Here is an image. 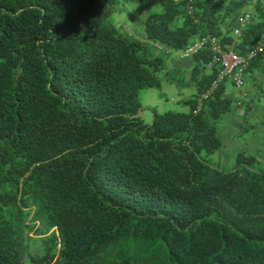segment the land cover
Listing matches in <instances>:
<instances>
[{
    "label": "trees",
    "instance_id": "obj_1",
    "mask_svg": "<svg viewBox=\"0 0 264 264\" xmlns=\"http://www.w3.org/2000/svg\"><path fill=\"white\" fill-rule=\"evenodd\" d=\"M119 3L0 0V264H264L259 158L209 161L216 121L238 107L222 84L198 109L219 72L211 50L192 56L188 111L147 121L140 96L173 75L158 50L202 35L253 50L264 0H138L144 40L113 22Z\"/></svg>",
    "mask_w": 264,
    "mask_h": 264
},
{
    "label": "rangeland",
    "instance_id": "obj_2",
    "mask_svg": "<svg viewBox=\"0 0 264 264\" xmlns=\"http://www.w3.org/2000/svg\"><path fill=\"white\" fill-rule=\"evenodd\" d=\"M137 3L138 0H120L117 13L113 15L112 20L120 30L139 38L146 36V32L145 17L136 10ZM249 11L248 9L243 12ZM158 53L166 57L165 51L158 50ZM253 73H255L253 74L255 84L247 82L245 86H249L251 92L252 87H256L255 92L249 93L247 98L243 97L248 103L251 99L250 109L242 104V107H235L216 121L218 134L223 141L222 147L209 156L210 163L216 167L225 170L233 169L239 152H245L255 154L260 160V167L264 168V71L257 70ZM189 76V70L176 66L172 76H165L162 73L161 87L142 90L140 96L144 108L143 117L147 121L152 119L150 108H157L161 112L188 111L190 106L184 100L191 98L194 93ZM233 90L235 89L229 87L227 92L230 93ZM236 91L235 93L242 97L243 94ZM38 245L37 242L34 247Z\"/></svg>",
    "mask_w": 264,
    "mask_h": 264
},
{
    "label": "built area",
    "instance_id": "obj_3",
    "mask_svg": "<svg viewBox=\"0 0 264 264\" xmlns=\"http://www.w3.org/2000/svg\"><path fill=\"white\" fill-rule=\"evenodd\" d=\"M250 18V13L242 12L239 20L243 25H246ZM236 33L239 34L240 31L236 30ZM154 45L159 48L162 47L159 43H154ZM263 47L264 33L255 48L244 55L238 53L233 47L226 48L223 43L215 37L202 35L194 40L186 50H183L185 56H193L204 48H209L212 52V58L208 63V68L211 69L216 65L219 67V72L212 81L211 86L202 94L198 109L201 108L202 102L209 98L211 94L227 80H231L236 87L241 89L245 83L247 69ZM244 95H246L245 92Z\"/></svg>",
    "mask_w": 264,
    "mask_h": 264
},
{
    "label": "crops",
    "instance_id": "obj_4",
    "mask_svg": "<svg viewBox=\"0 0 264 264\" xmlns=\"http://www.w3.org/2000/svg\"><path fill=\"white\" fill-rule=\"evenodd\" d=\"M248 9H249V6H246V7L243 8L242 12H243V11H246V10H248ZM242 12H241V13H242ZM240 16H241V14H239V16H238V20L236 21V25H235V27H234L235 44L240 40L241 32H242V30L247 26V24H246V25H243L242 22H240V20H239V17H240ZM236 30H239L240 33H239V34L236 33ZM139 38H141L142 40H144V39H146V36L139 37ZM165 56L167 57V58H166V62H167V66H168V68H170V69H174V67L178 66V67H183V68H185L186 71H187V70L190 71L189 79H190V81H191V83H192V86H193V89H194V93H195V91H196V88H195L196 85H195L194 79H193V77H192V69H193V67H194V60H193V57H192V56H185V54H184L183 51H179V52H177V51H170V50H168V49L165 51ZM253 74H255V73H253L252 71H250V72H248V73L246 74V76H245V80H246V81H245V83H244V86H243L241 89H239L238 87H236V86L234 85V83H233L231 80H227V81H225V82L223 83V85H224V87H225L226 95H227L228 97L234 99V100L236 101V104L238 105V107H240L242 104H243L244 106L247 107V105H248L249 103L247 102V100L245 101L244 99H246V98L249 96V93H253V92H255L256 87H252V90H253V91L251 92L250 87H249V86H248V87L245 86L247 82H249V84H250V83L255 84L256 80H254L255 75H253ZM251 76H252L253 81H252V79H251ZM229 87H232V88H234L235 90H233L232 92L228 93L227 90H228ZM236 90H238L240 94H243L242 97L235 93V92H237ZM230 91H231V90H230ZM244 92L246 93V95H244ZM194 93H193V94H194ZM253 94H254V93H253ZM253 94H252V95H253ZM245 96H246V98H243V97H245ZM242 98H243V99H242ZM185 99H186V98H185ZM187 99H188V98H187ZM250 101H251V99H250ZM251 102H252V101H251ZM244 106H243V107H244ZM241 107H242V106H241ZM247 108H248V107H247ZM142 114L144 115V111L142 112Z\"/></svg>",
    "mask_w": 264,
    "mask_h": 264
},
{
    "label": "water",
    "instance_id": "obj_5",
    "mask_svg": "<svg viewBox=\"0 0 264 264\" xmlns=\"http://www.w3.org/2000/svg\"><path fill=\"white\" fill-rule=\"evenodd\" d=\"M140 114H141V112H140Z\"/></svg>",
    "mask_w": 264,
    "mask_h": 264
}]
</instances>
